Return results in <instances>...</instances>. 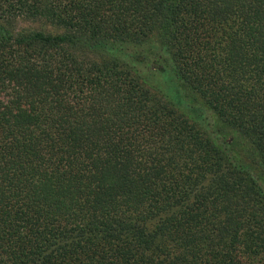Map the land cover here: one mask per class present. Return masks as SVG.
Listing matches in <instances>:
<instances>
[{"label": "trees", "instance_id": "1", "mask_svg": "<svg viewBox=\"0 0 264 264\" xmlns=\"http://www.w3.org/2000/svg\"><path fill=\"white\" fill-rule=\"evenodd\" d=\"M0 264H264V0H0Z\"/></svg>", "mask_w": 264, "mask_h": 264}, {"label": "rangeland", "instance_id": "2", "mask_svg": "<svg viewBox=\"0 0 264 264\" xmlns=\"http://www.w3.org/2000/svg\"><path fill=\"white\" fill-rule=\"evenodd\" d=\"M6 26L12 30L29 28V29L42 30L44 32H51V33L62 31V29L42 20L25 21V20L15 19L7 23Z\"/></svg>", "mask_w": 264, "mask_h": 264}]
</instances>
